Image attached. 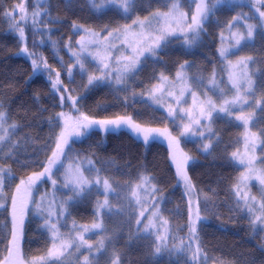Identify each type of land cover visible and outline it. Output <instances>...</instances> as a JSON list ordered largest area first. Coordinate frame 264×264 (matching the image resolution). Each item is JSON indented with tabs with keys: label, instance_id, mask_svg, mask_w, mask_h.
Listing matches in <instances>:
<instances>
[{
	"label": "trees",
	"instance_id": "trees-1",
	"mask_svg": "<svg viewBox=\"0 0 264 264\" xmlns=\"http://www.w3.org/2000/svg\"><path fill=\"white\" fill-rule=\"evenodd\" d=\"M98 2L95 0L94 3ZM169 2L133 0L126 13L113 7L97 10L89 0H44L43 3L41 0H0V112L5 114L8 124L16 125L9 140L0 149V165L8 167L12 174L11 179L4 182L6 196H9L17 178L42 169L61 131V117L58 114L77 115L79 111L75 105L95 120L131 116L141 127L168 126L174 130L168 116L146 102L142 95L161 74L172 77L185 61L188 62L185 69L190 76H207L215 68L221 71L220 35L238 12L248 10L250 13L251 9L223 4L209 17L202 40L194 47L182 46L180 37L168 38L162 49L157 50V55L143 59L135 76L121 87L100 82L89 85L85 74L99 73L96 64L85 58L84 69L72 71L73 59L70 54L80 35L73 28L74 24L98 32L121 29L138 18H148L154 12L167 10ZM21 3L25 4L27 12V22L20 23L26 36L23 43L16 36L18 29L12 27L20 20L21 13L16 6ZM261 3L256 6L264 12V0ZM33 12L40 13L35 18V24L32 22ZM25 45L32 56L20 51ZM233 53L234 58L238 55L250 58L256 85L261 92L252 127L264 146L262 31L256 29L252 40L243 43ZM33 59L41 65L46 61L51 71L41 68L34 72ZM69 68L72 76L68 74ZM56 73L60 74L59 80L67 89L58 86L59 91L54 94L51 82L57 79ZM69 94H76L75 105L67 98ZM61 96L65 98L63 102ZM211 125L213 141L208 151L202 150L200 141L181 142L184 151L192 158L186 173L194 188L196 210L202 218L196 224L197 241L209 263L264 264V234L253 226L249 214L241 203H237L233 191L241 167L235 163L232 153L241 143L242 127L223 116L213 117ZM68 153L72 158L91 161L98 174L107 179L113 188L110 211L102 215L103 231L107 237L105 250L111 254L110 259L116 257L117 264H194L186 251L180 254L156 253L153 238L140 231L135 211L130 210L131 204L126 201L134 184L143 176L152 177L162 198L163 217L173 234L184 245L189 243L190 202L178 180L166 144L151 141L145 145L126 126L107 133L96 127L81 139L73 141ZM92 197V201L96 197L102 199L100 194ZM94 218L92 202L80 199L68 207L66 219L69 222L86 225L92 223ZM10 238V217L5 206L0 209V264H26L27 258H37L49 248V238L37 217L29 216L25 221L18 255H9ZM102 256L100 254L93 264H109L110 259Z\"/></svg>",
	"mask_w": 264,
	"mask_h": 264
},
{
	"label": "rangeland",
	"instance_id": "rangeland-1",
	"mask_svg": "<svg viewBox=\"0 0 264 264\" xmlns=\"http://www.w3.org/2000/svg\"><path fill=\"white\" fill-rule=\"evenodd\" d=\"M44 0H41L43 3ZM95 2V0H94ZM200 0H170L168 9L165 11H158L159 13H169L173 3L178 4V11L173 13L172 15L175 16V19L169 18L167 21L162 17L154 16V12L152 13L147 21H145L144 27L141 28L139 25H132L129 29V34L127 35V39L125 35H120L117 37L115 34L112 37H109L107 40L104 37L108 36V32L112 31H103L98 32L92 29L83 28L82 26L77 31L80 32L79 37L77 38L75 49L71 51L72 57V65L73 70L81 69L79 64L77 63V58L73 56V53H80V59L83 62V59L90 60L94 65L96 64V69L99 70L97 74H89L86 73L85 76L87 77V82L89 76H105L106 79L100 81V83H106L110 85H114L116 87H121L127 84L129 78H131L136 71H138L141 62L145 58H153L150 53L145 52L144 56L140 57V64L137 65V69L133 72L129 73L125 78V83L123 85H118L116 83V74L119 69L124 67V58L132 57L133 48L139 47H146L144 44V39L148 36H158L160 35L159 29H174L175 31L168 35L167 39L170 37H180L181 38V45L186 48L194 47L198 42L202 40V32L205 29V23L209 19V17L213 14V12L221 7L223 4H230L229 6H236L240 5L246 7L247 9H251L252 12L249 13L248 10L238 12L235 16V19L232 23L225 29L220 35V43H219V54L220 51L227 50V55L221 58L223 60V64L220 67L221 71H218L216 68L213 69L207 76L197 75L190 76L186 69L181 67L176 71V73L172 77H167V83H162L160 80V76L158 80L142 95V98L152 104L153 106L161 109L171 120L173 123L174 130L170 127H150V126H143L144 129H159V132H152L149 135V139L147 141L143 138V133L136 134V136L145 144L147 145L151 141H159L166 144L170 150V160L175 168L177 174V162L181 161L183 157H190L191 156L184 151L182 148L181 142L183 140H197L200 141L202 144V150H204L203 145L209 144L211 147L213 141V129L211 125V120L215 116H223L232 121L238 123L242 127V135H241V143L238 149L235 151L238 153L239 159L244 160V164L239 162V159L233 158L235 163L241 167L240 175L237 179V182L234 186V194L236 196L237 189L241 192V195L247 193L249 197H254L255 200L249 199V204L252 205L254 211L249 212L247 207L244 205L243 201H241V205L244 209H246L247 213L249 214L253 226L257 229L262 230L264 234V212L260 211V205L264 203V186H262L259 181L255 178V174L251 176V178L246 183H239V179L241 174L244 176H248L250 173V169L246 166L247 161L250 158H255L254 160V167L257 170L264 169V146L259 137V135L254 131L252 127V120L256 115V112L260 105L259 96L261 95L260 89L256 85L255 76L252 72V65L250 64V60L248 58L241 57L240 55L234 58V53L241 47V45L247 41H251L256 29H260L264 34V17L260 16V12H263L258 7L259 4H262V0H223L222 3H216V0H203L204 4L210 9L207 19L203 22L202 30L199 33L198 38L196 39L195 43L188 45L185 43V35L187 34V38L189 40L192 39V34L188 31V26L191 24V17L196 11V4L199 3ZM236 4V5H235ZM256 4H258L256 6ZM94 5V8L99 10L106 7H113L117 8L121 11L123 7L119 4H108L106 0H99L98 3H91ZM125 12V11H124ZM186 14V22L181 20L177 23V20L180 19V14ZM145 19V18H144ZM140 19V20H144ZM253 25V35L251 38L248 37V26ZM80 26V25H79ZM127 26V25H126ZM125 27V26H124ZM122 27L120 30L123 33ZM89 30L92 33H99V37H93L89 35ZM141 33L143 35H141ZM135 34V36L131 35ZM16 36L19 38V34L16 33ZM86 44V49L81 52V38ZM166 39V40H167ZM237 39L240 40V43L237 44ZM88 41H93L92 44H88ZM98 41V44H97ZM22 42V41H21ZM24 42V41H23ZM22 42V43H23ZM149 43L151 41H148ZM131 45V46H129ZM114 46V47H113ZM99 52L102 57H104V63L108 64L107 68H104V63H101L99 58L94 59L93 55ZM233 53V54H232ZM119 61V62H118ZM245 61L246 64L241 65L239 62ZM235 65L236 67H231ZM81 71V70H80ZM181 72L182 75L185 77L184 81H181L177 78V73ZM213 73H215L214 79L215 83H211L210 81L213 79ZM230 73H233L236 78H238L237 86H233L232 80L229 78ZM243 73L247 75L244 76ZM72 76V75H71ZM135 76V75H134ZM166 77V76H164ZM252 81V86L249 87L247 81ZM52 86V84H51ZM154 86L163 87L164 91L161 95L157 93L159 103L153 100L150 96L151 90ZM60 88H66V85H59ZM181 90L184 91V95L181 97ZM55 94L56 90H53ZM169 93L172 95L169 96ZM76 94H69V96L75 98ZM237 96L243 98V102H237L231 105V115L223 112H213L212 118L208 119L206 116H201L199 113V107L202 102L211 99L213 103L217 106V109L221 105H223L224 101H233ZM67 97V98H68ZM177 98L180 99V102L177 103ZM70 100V99H69ZM72 101V100H70ZM73 102V101H72ZM77 109L78 106L75 105ZM172 109L174 115H169V109ZM183 110V111H182ZM81 114H84L80 109L77 115L73 113L64 114L61 117L60 123L61 131L64 129V122L65 119L69 121V123L77 120L81 117ZM243 115L247 119V125H245L244 121L237 120L236 117L239 115ZM89 117V116H88ZM91 118V117H90ZM92 119V118H91ZM199 120L200 124H196L195 121ZM184 124H192L193 132L186 136H181L180 133L183 130L182 125ZM12 125L8 124L5 120L3 121V126L0 128V136H3L5 139L1 146L6 143L10 138V133L12 132L13 128ZM209 128L211 131H209ZM167 130L165 133L164 130ZM59 131V135L61 133ZM90 131V130H89ZM203 132V136H200L199 133ZM88 133V132H87ZM86 133V134H87ZM163 133V134H161ZM246 133L251 134L254 133L256 136V143L255 147L253 148L251 145L246 146L245 144V136ZM85 134V135H86ZM58 135V136H59ZM83 136H70L69 143L65 146L64 155H61V164L54 166L52 169L51 178L47 176L42 177L38 180L35 185L31 187L30 192L25 191L24 187L21 188V191H17V185L21 184V181H25V186L27 184L28 178L32 176L33 173L27 175L23 178H17L13 187L11 188L9 196H6L4 192V183L0 185V209L6 206L8 210V215L10 217V227L11 231L13 232V203L12 198L15 196L17 198V208H16V225L18 234L20 236L19 239V247L23 240V227L25 221L29 218V216L37 217L41 220L42 226L49 238V248L48 250L41 256L37 258H32L26 260V264H93L96 262L97 258L100 254H103L102 257L105 255L107 258L110 259L111 254L105 250V246L107 245V237L105 232L103 231V213L106 210H101L99 214H97V202L103 203L105 200L108 201V208L110 207L111 200L110 198L113 197V192L110 191L107 195L104 194V187L103 181L105 178L100 176L94 166L89 164L88 160L79 159V158H72L69 156L68 147L72 144L73 141L81 139ZM57 136V138H58ZM56 138V141H57ZM171 139V144H170ZM56 141H55V148L56 149ZM209 147V149H210ZM208 149V150H209ZM207 150V151H208ZM52 151V153H53ZM52 153L49 157L52 156ZM175 154L176 160H173V155ZM49 157L46 159L42 169L37 172L39 173L44 171V167L47 165ZM192 161V158L187 161L184 165V170L186 171L189 163ZM79 166L81 172L83 173V177L90 182L89 186L86 190L78 197H74L72 200H68V197L73 196L71 191V183L70 177L66 176V172L69 166ZM0 168L5 169L6 172L4 174V182L5 179H11L12 174L8 167ZM180 184L182 185L184 191L186 192L190 207L192 211V219L196 218V199H195V192H188L185 188L184 181L177 175ZM147 178V179H142ZM137 184H134L131 187L130 193H128V204L131 208L135 211L136 220H140V224L138 225L140 231L144 234L150 235L155 245L157 246V236L166 237L164 240V246L161 248V252H171L173 254H180L181 251H177L182 241L178 239L176 234H173L171 231L169 224L164 223L166 219L163 217L161 213V203L162 198L160 193L158 192L156 185L150 176H143ZM99 179L100 183L97 185L95 182ZM56 181V184L53 185L52 181ZM68 183L69 186L65 187V184ZM110 184V183H109ZM111 185V184H110ZM139 186V187H138ZM112 188V186H111ZM132 189H135L139 195V202H137L136 198L132 196L131 192ZM113 190V188H112ZM98 194L101 195L102 199L96 197L94 201H92V196ZM113 195V196H112ZM109 198V200H108ZM120 198V197H119ZM84 199L88 202H92L93 207L95 209V218L92 223L86 225H78L72 222H69L66 219V215L68 212V207L75 201ZM121 199V198H120ZM122 200V199H121ZM130 200V202H129ZM21 201H25L27 203V207L24 208L23 213L20 211ZM67 201V203H65ZM63 205V210L61 208ZM129 210V212H131ZM134 211H132L134 213ZM143 212V216L141 213ZM158 215H154L157 213ZM21 217L23 219L22 225L20 224ZM257 217H261V219H257ZM155 225L151 228L148 232H145V226L149 224V221ZM93 223H100L102 225L101 229L90 230L88 232H84L81 226L91 227ZM73 224L77 227L73 230ZM52 225H55V229H52ZM22 228V232L19 231ZM55 232V235H54ZM188 235L189 241H192V246L195 248L197 246V238L193 240L189 227H188ZM78 234H82L84 236L85 243L81 244L78 239ZM75 238L74 246L70 248L67 252H65L60 257L49 256L48 253L50 250H57L61 249V245L69 240ZM12 238H10L11 241ZM188 244V243H187ZM199 244V243H198ZM10 245V244H9ZM200 247V246H199ZM184 252V251H183ZM186 255L189 260L193 261L194 264H213L209 263L205 260L204 255H200L195 261L193 260V253L191 251H186ZM203 253V252H202ZM40 257H44V260H40ZM87 258V261L85 260ZM9 260V256H8ZM7 261V260H6ZM3 262V263H6ZM106 261V260H105ZM104 261V262H105ZM117 258H112L109 260V264H117Z\"/></svg>",
	"mask_w": 264,
	"mask_h": 264
},
{
	"label": "snow or ice",
	"instance_id": "snow-or-ice-1",
	"mask_svg": "<svg viewBox=\"0 0 264 264\" xmlns=\"http://www.w3.org/2000/svg\"><path fill=\"white\" fill-rule=\"evenodd\" d=\"M90 3L94 4V0H89ZM195 2V0H194ZM223 0H216V3H222ZM106 3L108 4H119L120 6L123 7V10L127 13L129 11V8L131 6V4L133 3V0H106ZM20 13H21V17L20 20L15 22L12 27L13 29H18L19 31V39L23 42L26 40V36H25V31L23 27H20V23H26L27 22V12H26V7L24 3H21L19 5L16 6ZM178 4L177 3H173L171 10L169 13H154V16L157 17H162L163 19H165V21H167L169 18L175 19V16H173L172 14L175 13L176 11H178ZM210 9L204 4L203 0H200L199 3L196 4V11L195 13L192 15L191 17V24L188 26V31L192 34V39L189 40L187 38V34L185 35V43L188 45H191L193 43H195L196 39L199 36L200 31L202 30L203 27V22L207 19L208 14H209ZM8 15H10L13 19H15L14 15L9 13ZM34 19H33V24H35L37 22V20L35 18H38L40 16L39 12H33L32 13ZM260 16L264 17V12H260ZM147 17L144 20H140L139 18L137 20L133 21V25H139L141 28L144 27L145 21H147ZM235 19V18H234ZM181 20L186 22V14L181 13L180 14V19L177 20V23H179ZM81 26L74 24L73 28L74 29H78ZM132 27V25H127L124 27L123 29V33L121 32L120 29H114L112 31L108 32V36L104 37L105 40H107L109 37H112L114 34L119 37L120 35H125V38L127 39V35L129 34V29ZM253 25H249L248 26V37L251 38L253 35ZM85 31H89V30H85ZM160 31V35L158 36H148L144 39V44H146V47H139V48H133L132 52H133V56L132 57H126L124 58V67L122 69H119L117 71L116 74V83L118 85H123L125 83V78L126 76L133 72L134 70L137 69V65L140 64V57L144 56L145 52L150 53L152 56H156L157 55V50L158 49H162L163 47V43L166 41L167 37L169 34H171L172 32H174V29H159ZM89 35L93 36V37H99V33H92L89 31ZM133 36H135V34H131ZM141 35H143L141 33ZM148 41H151L150 43ZM41 43H43V41H41ZM55 43V42H53ZM88 44H92L93 41H88ZM240 43V40L237 39V44ZM81 52H83L86 49V44L83 40V37L81 38ZM98 44V41H97ZM131 46V45H129ZM114 47V46H113ZM22 53L32 56V53H29L27 46L25 45L23 48H21L20 50ZM80 53H73V56H75L77 58V63L79 64V67L81 68V70L84 69V64L80 59ZM220 55L222 57L227 55V50H221L220 51ZM93 58H99L101 63H104V57L101 56V54L99 52L95 53L93 55ZM250 59V58H249ZM119 62V61H118ZM241 65L246 64L245 61H240L239 62ZM186 66H188V62L185 61L184 64H181L180 67L181 69L185 68ZM32 67L34 72L35 71H39L41 68H43V70H47V71H51V69L49 68V66L47 65L46 61H43L42 65L40 63L37 62V60L33 59L32 60ZM108 64L104 63V68H107ZM231 67H236L235 65L231 66ZM68 74L69 76H71L72 71L71 68H69L68 70ZM59 73H56L57 79L53 80L52 83V89L59 91V85H61V81L59 80ZM244 76H246V73H243ZM215 73H213V79L210 81L211 83H215V79H214ZM177 78L181 81L185 80V77L182 75L181 72L177 73ZM229 78L232 80L233 86H237V82H238V78H236L234 76L233 73H230ZM106 77L105 76H89L88 78V84L92 85L96 82H100L105 80ZM160 80L162 81V83H167V77H164L163 74H161L160 76ZM249 87L252 86V81L249 79L247 81ZM67 91V90H66ZM163 87L160 86H154L153 89L151 90L150 96L153 100H155L157 103H159V99L157 96V93H160L161 95L163 94ZM172 94L169 93V96H171ZM181 97L184 95V91L181 90ZM61 102L64 101V96L60 97ZM68 99L73 101V105H75L76 100L75 98L69 96ZM180 102V99L177 98V103ZM237 102H243V98L237 96L233 101H227L225 100L223 105H221L219 107V109H217V106L213 103V101L211 99H208L204 102L201 103L200 107H199V113L201 116H206L208 119L212 118V114L213 112H223V113H227L228 115H231V105L235 104ZM77 111H79V109H77ZM183 111V110H182ZM60 117H63V113L58 114ZM169 115H174L173 110L170 108L169 109ZM5 118V114L3 112H0V128H2L3 126V121ZM237 120H241L244 121L245 125H247V119L241 114L239 116L236 117ZM196 124H200L199 120L195 121ZM127 127L129 128L133 133H143V138L145 141H147L149 139V135L152 132H159V129H144L142 128L139 124H137L135 121H133L131 116H117L114 119H102V120H95V119H91L90 117H88L87 115H83L81 114V117L78 118L77 120L69 123V121L67 119H65L64 122V129L61 131L60 135L57 138L56 141V149L53 151L52 156L49 157L48 163L47 165L44 167V171L43 172H39V173H33L32 176H30L28 178L27 184L25 186V181H21L20 185H17V191H21V188L24 187L25 191H29L31 190V187L33 185H35V183L40 180L42 177L47 176L48 178H51V174H52V169L54 166H57L58 164H61V155H64V150H65V146L68 145L69 143V137L70 136H83L85 135L87 132H89V130L94 129L96 127H99L101 129H103L106 133L115 129H120L121 127ZM13 129H15L16 125L13 124L11 126ZM183 130L181 131L180 135L181 136H186L189 135L193 132V127L192 124H184L182 125ZM209 131H211V129L209 128ZM164 132L166 133L167 130L165 129ZM163 134V133H161ZM200 136H203V132L199 133ZM4 137L0 136V144L3 143L4 141ZM171 139H170V144H171ZM255 143H256V136L254 133L248 134L246 133L245 136V144L246 146L251 145L253 148L255 147ZM210 145L209 144H204L203 148L205 151H207L209 149ZM232 157L233 158H237L238 157V153L234 152L232 153ZM191 159L190 157H183V159L181 161L177 162V175L184 181L185 183V188L188 192H192L194 190L193 185L191 184L190 179L187 176L186 171L184 170V165L187 163V161ZM173 160H176V156L175 154L173 155ZM254 160L255 158H250L247 161V167L251 170L248 176H244L243 174H241V177L239 179V183H246L253 174H255V178L259 181V183L264 186V169L262 170H257L254 167ZM239 162L241 164H244V160L243 159H239ZM89 164H91V161H89ZM6 170L0 168V185H3L4 183V174H5ZM66 176L70 177V183H71V191L73 193V196L68 197V200H72L74 197H78L80 196L85 190L86 188L89 186L90 182L88 180H86L83 177V173L80 170V167L77 165L75 167L73 166H69L67 172H66ZM142 179H147V178H142ZM53 185L56 184V181H52ZM97 185H99L100 181L99 179H97V181L95 182ZM69 184L66 183L65 187H68ZM103 187H104V194L107 195L110 191H113L111 188V185L109 184L108 180L105 179L103 181ZM139 187V186H138ZM132 196L136 198L137 202H139V195L136 192L135 189H132L131 192ZM236 196L238 197L237 203L239 204L241 201H243L244 205L247 207L249 212H253L254 209L252 207V205L249 204V199L251 200H255L254 197H249L247 193H244L243 195H241V192L237 189L236 191ZM12 203H13V232H12V239L9 242L10 247L8 248L9 251V255H13V253H15L16 255L19 254V239L20 236L18 234V230H17V225H16V208H17V198L14 196L12 198ZM65 203H67V201H65ZM27 207V203L25 201H21V207H20V211L21 213H23L24 208ZM61 208L63 210V205H61ZM101 210H106V211H110V209L108 208V201L105 200L103 203L101 202H97V214H99V212ZM260 211L264 212V203H262L260 205ZM143 212L141 213V216H143ZM154 215H158L157 213H154ZM202 218L199 215V211L197 209L196 212V218L192 219L191 217V210H190V216H189V231L190 234L193 238V240L196 237V233H197V221H200ZM257 219H261V217H257ZM140 220H137V224H140ZM23 223V219L21 217L20 220V224L22 225ZM165 224H167V221H164ZM155 225L151 222V220L149 221V224L145 226L144 231L148 232L151 228H153ZM76 225L73 224V230L76 229ZM83 228L84 232H88L90 230H96V229H101L102 230V225L100 223H93L91 225V227H85V226H81ZM52 229H55V225H52ZM22 232V228L19 230ZM55 235V232H54ZM78 239L80 241L81 244L85 243L84 240V236L82 234H78ZM158 243L157 246L155 248V252L156 253H160L162 246H164V240L166 239V237H162V236H157L156 237ZM74 241L75 238H73L72 240L66 241L61 245V249H57V250H50L48 255L49 256H54V257H60L62 256L65 252H67L70 248H72L74 246ZM177 251H191L193 253V260L195 261L200 255H202V249L199 247V244L197 243V246L195 248H193L192 246V241H189V243L187 245H184L183 243L181 244V246L176 249ZM40 260H44V257H40ZM205 259H207V257H205ZM85 260L87 261V258H85Z\"/></svg>",
	"mask_w": 264,
	"mask_h": 264
}]
</instances>
